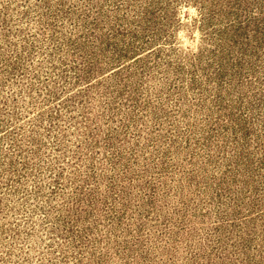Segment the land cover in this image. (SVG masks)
I'll list each match as a JSON object with an SVG mask.
<instances>
[{
    "label": "rangeland",
    "instance_id": "1",
    "mask_svg": "<svg viewBox=\"0 0 264 264\" xmlns=\"http://www.w3.org/2000/svg\"><path fill=\"white\" fill-rule=\"evenodd\" d=\"M0 264H264V0H0Z\"/></svg>",
    "mask_w": 264,
    "mask_h": 264
}]
</instances>
